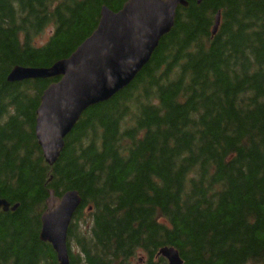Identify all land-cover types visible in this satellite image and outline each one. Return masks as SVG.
I'll use <instances>...</instances> for the list:
<instances>
[{
    "label": "trees",
    "instance_id": "1",
    "mask_svg": "<svg viewBox=\"0 0 264 264\" xmlns=\"http://www.w3.org/2000/svg\"><path fill=\"white\" fill-rule=\"evenodd\" d=\"M127 1L0 0V199L17 207L0 212V264H57L39 240L50 191L82 200L69 264H167L163 247L183 264H264V0H183L141 73L45 164L36 112L59 79L7 77L69 58Z\"/></svg>",
    "mask_w": 264,
    "mask_h": 264
},
{
    "label": "water",
    "instance_id": "2",
    "mask_svg": "<svg viewBox=\"0 0 264 264\" xmlns=\"http://www.w3.org/2000/svg\"><path fill=\"white\" fill-rule=\"evenodd\" d=\"M195 1L201 5L203 0ZM180 7L187 4L183 0H128L117 13L102 7L95 31L69 58L49 69L17 67L10 72L9 84L60 79L43 92L36 112L35 138L49 168L58 161L66 137L81 116L128 88L146 67L159 42L171 32ZM219 25L217 13L213 37ZM81 204L77 192L60 198L52 191L48 193L39 240L51 247L57 264H69L67 234ZM16 209L0 199V212ZM159 255L167 264H183L172 248L161 250Z\"/></svg>",
    "mask_w": 264,
    "mask_h": 264
},
{
    "label": "rangeland",
    "instance_id": "3",
    "mask_svg": "<svg viewBox=\"0 0 264 264\" xmlns=\"http://www.w3.org/2000/svg\"><path fill=\"white\" fill-rule=\"evenodd\" d=\"M49 36H50V32L47 31L46 34L43 36V38H39V39L35 40V45L41 46ZM141 260H143V259H141Z\"/></svg>",
    "mask_w": 264,
    "mask_h": 264
},
{
    "label": "bare ground",
    "instance_id": "4",
    "mask_svg": "<svg viewBox=\"0 0 264 264\" xmlns=\"http://www.w3.org/2000/svg\"><path fill=\"white\" fill-rule=\"evenodd\" d=\"M43 157V156H42ZM44 160V159H43ZM65 194V193H64ZM55 197V196H54ZM58 198V197H57ZM47 201V200H46ZM163 249H169V247H163V248H161L160 250H159V252H158V256H160L159 255V253H160V251L161 250H163ZM173 250H175V251H177L176 249H174V248H172ZM178 252V251H177ZM160 257H162V256H160ZM163 258V257H162ZM164 259V258H163Z\"/></svg>",
    "mask_w": 264,
    "mask_h": 264
}]
</instances>
